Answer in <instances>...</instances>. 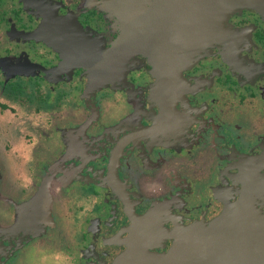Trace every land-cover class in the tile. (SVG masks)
Instances as JSON below:
<instances>
[{
  "label": "flooded vegetation",
  "instance_id": "obj_1",
  "mask_svg": "<svg viewBox=\"0 0 264 264\" xmlns=\"http://www.w3.org/2000/svg\"><path fill=\"white\" fill-rule=\"evenodd\" d=\"M214 6L0 0V264L264 230V0Z\"/></svg>",
  "mask_w": 264,
  "mask_h": 264
},
{
  "label": "water",
  "instance_id": "obj_2",
  "mask_svg": "<svg viewBox=\"0 0 264 264\" xmlns=\"http://www.w3.org/2000/svg\"><path fill=\"white\" fill-rule=\"evenodd\" d=\"M257 1L215 0V16L220 17L222 23L234 10L257 5ZM227 217V214L221 216L215 225H226ZM229 225L244 229L239 232L227 231L217 237L215 242L191 246L187 242L191 235L198 232L189 228L188 239L175 241L165 253L151 252L149 246L132 241L127 251L120 256V264H264V230L249 231L247 228L254 224L245 222Z\"/></svg>",
  "mask_w": 264,
  "mask_h": 264
},
{
  "label": "bare ground",
  "instance_id": "obj_3",
  "mask_svg": "<svg viewBox=\"0 0 264 264\" xmlns=\"http://www.w3.org/2000/svg\"><path fill=\"white\" fill-rule=\"evenodd\" d=\"M187 243H188V245H191V246H193V245H198V243H196V242L194 241V239L189 240Z\"/></svg>",
  "mask_w": 264,
  "mask_h": 264
},
{
  "label": "rangeland",
  "instance_id": "obj_4",
  "mask_svg": "<svg viewBox=\"0 0 264 264\" xmlns=\"http://www.w3.org/2000/svg\"><path fill=\"white\" fill-rule=\"evenodd\" d=\"M256 7H257V5H254V6H253V8H256Z\"/></svg>",
  "mask_w": 264,
  "mask_h": 264
}]
</instances>
